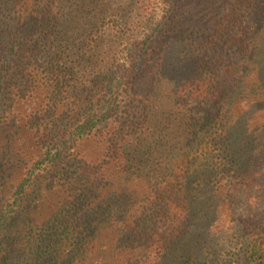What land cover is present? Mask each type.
<instances>
[{
  "label": "trees",
  "instance_id": "obj_1",
  "mask_svg": "<svg viewBox=\"0 0 264 264\" xmlns=\"http://www.w3.org/2000/svg\"><path fill=\"white\" fill-rule=\"evenodd\" d=\"M263 194L264 0H0V264H264Z\"/></svg>",
  "mask_w": 264,
  "mask_h": 264
},
{
  "label": "rangeland",
  "instance_id": "obj_2",
  "mask_svg": "<svg viewBox=\"0 0 264 264\" xmlns=\"http://www.w3.org/2000/svg\"><path fill=\"white\" fill-rule=\"evenodd\" d=\"M253 197H251L250 200H248V201H245V200L243 201L242 200L241 203L237 204V207H238L237 211L242 212V213H248V212H251V211H255V210H257V208H259L264 203V194L261 197V200H258V199L257 200H252ZM107 241H108V238H106L104 242L107 243ZM104 251H106V252H104ZM104 251H102L100 253V255L98 256L97 263L99 262V264L102 263V260H105V259H102V258H104L103 256H105L106 253L108 254L107 250H104Z\"/></svg>",
  "mask_w": 264,
  "mask_h": 264
}]
</instances>
